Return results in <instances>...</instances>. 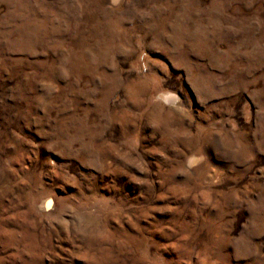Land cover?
Wrapping results in <instances>:
<instances>
[{
	"label": "rangeland",
	"instance_id": "1",
	"mask_svg": "<svg viewBox=\"0 0 264 264\" xmlns=\"http://www.w3.org/2000/svg\"><path fill=\"white\" fill-rule=\"evenodd\" d=\"M0 264H264V0H0Z\"/></svg>",
	"mask_w": 264,
	"mask_h": 264
},
{
	"label": "bare ground",
	"instance_id": "2",
	"mask_svg": "<svg viewBox=\"0 0 264 264\" xmlns=\"http://www.w3.org/2000/svg\"><path fill=\"white\" fill-rule=\"evenodd\" d=\"M167 102L173 105L175 111H180L181 107L178 104L177 98L174 96H168L166 98ZM198 155V152H197ZM191 156L187 161V167L193 171H198L203 167V156ZM205 164V163H204ZM53 196V195H52ZM55 198V196H54ZM41 200V199H40ZM35 204V202H34ZM72 202L62 201L60 199H44L42 201L36 202V212L38 215L51 218L53 220H76L78 218V213H75L71 208ZM34 206V205H33Z\"/></svg>",
	"mask_w": 264,
	"mask_h": 264
}]
</instances>
